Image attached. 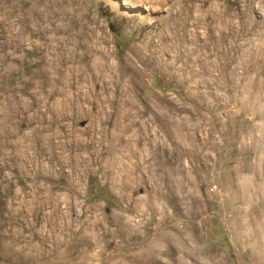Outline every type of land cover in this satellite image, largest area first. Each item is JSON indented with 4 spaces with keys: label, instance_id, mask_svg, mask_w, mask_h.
<instances>
[{
    "label": "rangeland",
    "instance_id": "1",
    "mask_svg": "<svg viewBox=\"0 0 264 264\" xmlns=\"http://www.w3.org/2000/svg\"><path fill=\"white\" fill-rule=\"evenodd\" d=\"M0 264H264V0H0Z\"/></svg>",
    "mask_w": 264,
    "mask_h": 264
}]
</instances>
